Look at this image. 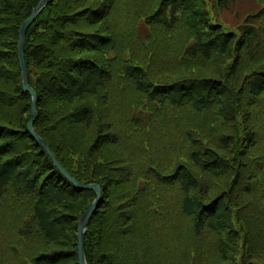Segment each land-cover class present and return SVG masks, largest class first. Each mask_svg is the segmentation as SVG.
Wrapping results in <instances>:
<instances>
[{
    "label": "trees",
    "instance_id": "1",
    "mask_svg": "<svg viewBox=\"0 0 264 264\" xmlns=\"http://www.w3.org/2000/svg\"><path fill=\"white\" fill-rule=\"evenodd\" d=\"M235 1L51 0L28 27L35 131L101 189L87 264H264V0ZM38 2L0 0V262L79 264L95 192L28 129Z\"/></svg>",
    "mask_w": 264,
    "mask_h": 264
},
{
    "label": "water",
    "instance_id": "2",
    "mask_svg": "<svg viewBox=\"0 0 264 264\" xmlns=\"http://www.w3.org/2000/svg\"><path fill=\"white\" fill-rule=\"evenodd\" d=\"M51 0H39L37 5L32 9L31 15L22 23L20 31H19V42H18V55L20 61V67L22 72V86L23 89L28 92L32 97V113L31 118L28 122V129L32 136L44 147L54 164L58 167V169L79 189H91L95 192V198L90 203V205L86 208L83 214L80 217L79 221V231H78V258L79 264H87L86 263V255L84 250V236L87 230V222L97 208L100 202L101 189L98 184L95 183H82L75 179L57 160L54 153L50 149L47 142L35 131L34 128V120L37 117V93L35 89L29 83V72L27 69V63L25 58V37L28 27L37 17V15L42 11V9L50 2Z\"/></svg>",
    "mask_w": 264,
    "mask_h": 264
},
{
    "label": "rangeland",
    "instance_id": "3",
    "mask_svg": "<svg viewBox=\"0 0 264 264\" xmlns=\"http://www.w3.org/2000/svg\"><path fill=\"white\" fill-rule=\"evenodd\" d=\"M255 6L256 2L254 0H236L232 5L229 6V12H225L224 17L222 18L224 21L230 22L231 24L237 23L246 14V12L252 10ZM0 208L2 207L0 206ZM8 264L14 263L13 261H9Z\"/></svg>",
    "mask_w": 264,
    "mask_h": 264
}]
</instances>
